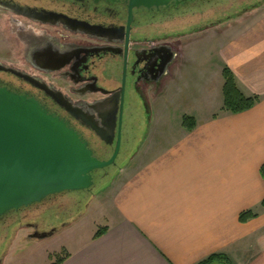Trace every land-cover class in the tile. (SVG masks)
Returning a JSON list of instances; mask_svg holds the SVG:
<instances>
[{
  "label": "crops",
  "instance_id": "crops-1",
  "mask_svg": "<svg viewBox=\"0 0 264 264\" xmlns=\"http://www.w3.org/2000/svg\"><path fill=\"white\" fill-rule=\"evenodd\" d=\"M221 37L215 93L194 100L198 108L181 115L177 128L162 122L169 116L161 126L151 116L137 150L104 190L108 214L63 247L69 256L62 264H199L219 254L231 264H264V13L245 31ZM182 62L152 108L185 82ZM224 67L244 96L259 97L250 110L222 111ZM184 116L193 129L183 128ZM245 211L257 217L240 223ZM97 228L106 232L93 239Z\"/></svg>",
  "mask_w": 264,
  "mask_h": 264
},
{
  "label": "flooded vegetation",
  "instance_id": "flooded-vegetation-1",
  "mask_svg": "<svg viewBox=\"0 0 264 264\" xmlns=\"http://www.w3.org/2000/svg\"><path fill=\"white\" fill-rule=\"evenodd\" d=\"M211 1L134 9L129 22L125 0H0L11 26L8 45H0V87L37 100L74 129L99 160L110 159L119 137L114 166L93 173L94 188L137 150L152 100L174 80L177 39L213 23L202 20L183 32L178 25L198 17L196 2ZM34 206L13 214L26 221ZM26 226L28 239L53 230L42 223Z\"/></svg>",
  "mask_w": 264,
  "mask_h": 264
},
{
  "label": "water",
  "instance_id": "water-1",
  "mask_svg": "<svg viewBox=\"0 0 264 264\" xmlns=\"http://www.w3.org/2000/svg\"><path fill=\"white\" fill-rule=\"evenodd\" d=\"M186 1L191 0L125 3L130 22L134 9H167ZM118 151L119 137L110 159H97L74 129L37 100L0 87V218L51 196L91 192L93 173L114 166ZM54 231L34 239H45Z\"/></svg>",
  "mask_w": 264,
  "mask_h": 264
},
{
  "label": "rangeland",
  "instance_id": "rangeland-1",
  "mask_svg": "<svg viewBox=\"0 0 264 264\" xmlns=\"http://www.w3.org/2000/svg\"><path fill=\"white\" fill-rule=\"evenodd\" d=\"M224 1L226 0H212L208 4L196 2L193 6L194 8L196 7L194 11L196 15L198 14V17L195 16L186 22L184 19L183 23H185L178 25L179 30L183 32L187 25L198 24L202 20H209L208 22L213 23L209 27H205L199 31L194 30L188 35L177 39L179 53L180 55H184L183 60L185 58L188 61L187 68L189 74L186 76L185 82H180L178 87H175L171 93H168L169 95L162 96L154 104L151 115L153 117V124L161 126L164 125L162 123L164 122L167 126L177 128L180 124L181 115L198 108L194 100L200 102L202 99H205L204 93L206 95L209 92L210 94L215 93L222 67V62L218 56L221 36L226 33L245 31L248 29L251 19L264 13V0H261L260 3H257L256 0H231L234 3L228 6L224 5ZM207 9L209 10L208 14L203 16V11ZM6 15L0 12V45L6 44L8 39L6 37L9 36L7 33L11 28L6 20ZM182 61L178 62L183 63ZM208 82L210 85L206 87ZM163 115L169 117L166 118V121L163 118L161 122ZM148 124L149 122L145 124V128L143 127L140 134L147 131ZM105 189L106 187L100 191L98 189L94 201L88 205L91 207L87 208L88 210L86 209L87 213L83 221L76 220L67 224L68 218H65V216H58L56 219H52L51 217L46 218L45 222L52 227H60L62 223L65 226L60 227L45 239H28L27 235L31 233V230L27 228V224L45 223L40 218H27L26 221L22 222L21 227L9 237V240L8 238H0L2 248L0 251V264H51L54 262L56 259L55 253L59 255L63 247L70 246L76 237L85 234L93 228L97 215L104 217L108 214V208L103 199ZM96 190L97 188L94 189V191ZM82 193H70L75 194L77 199H79V204L76 207L77 213L84 211L86 208L84 202H82L84 197ZM55 202L57 203V201ZM66 203H68L67 199ZM59 206H61L59 207L61 210L54 211L57 215L59 212H64L67 208L65 203ZM48 229L47 227L45 230ZM99 229L97 228L96 231ZM6 240H8V245L4 249Z\"/></svg>",
  "mask_w": 264,
  "mask_h": 264
},
{
  "label": "trees",
  "instance_id": "trees-1",
  "mask_svg": "<svg viewBox=\"0 0 264 264\" xmlns=\"http://www.w3.org/2000/svg\"><path fill=\"white\" fill-rule=\"evenodd\" d=\"M233 3L234 2L231 0L224 1V5L226 6L233 4ZM222 78L224 81L223 87H222V97H223L222 111L223 112H227L230 114L243 113V112L250 110L258 103L259 101L258 96L246 97L241 93V91L236 85L233 74L227 67H224L222 70ZM194 125L195 124L192 118L186 117V116L182 118L183 128L187 130H191L193 129ZM124 163L125 161L121 162L116 167H112L110 176L107 180L101 183L100 182L98 183L97 182L98 180H96L95 187L93 188L91 192L88 193L84 191L82 193L84 195L82 202H84V205L86 207L84 211H80L79 213H77L76 207L79 204V199H77L75 194L63 193V194H59V195L46 198L42 204L39 203L40 205L35 204L36 206L32 207V209H35V212H34L35 214L28 216V218L30 217L40 218L47 226H50V225H48L45 222V220L46 218H49V217H51L52 219H56L58 216L59 217L65 216V218H68V220L66 221L68 222L67 224H70L76 221L86 211L93 197L97 194L96 192L98 191V189L100 191L104 189L105 187H107L108 184L112 181V179L115 177L116 173L120 170V168L122 167ZM261 173L264 175V166L261 168ZM96 188L97 190L94 191V189ZM63 198L64 199L66 198L68 201V203H66V199L65 201H63L67 205V208L65 209L64 212H59L57 215V213L54 211L61 210V208L59 209V207H61L59 205L61 204L64 205V203L62 202V200H64ZM55 201H57V203ZM260 207L264 208V199L262 200ZM14 212L15 211H11L0 218V238L2 239L8 238L9 240V237L12 236L21 227L22 222L25 221L22 215L13 214ZM256 217H257V214L255 212L245 211L239 215L238 220L240 223H245L249 221L250 219H254ZM62 226L64 227L65 224L62 223L60 227ZM60 227L54 226L53 227V229L55 230L54 232H56ZM105 232H106L105 229H99L94 235L93 239H98L99 237L104 235ZM8 240L5 241L6 244L4 245V249L8 245ZM1 249L2 248L0 245V251ZM68 256L69 255L67 253H65L64 251H61L59 255L58 254L55 255L56 259L51 264H62L68 258ZM215 262L219 264H231L229 259L225 255H221V254L210 256L209 258L200 262L199 264H213Z\"/></svg>",
  "mask_w": 264,
  "mask_h": 264
}]
</instances>
